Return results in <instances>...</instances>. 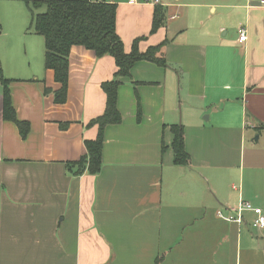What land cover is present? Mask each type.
I'll list each match as a JSON object with an SVG mask.
<instances>
[{
    "label": "crops",
    "instance_id": "1",
    "mask_svg": "<svg viewBox=\"0 0 264 264\" xmlns=\"http://www.w3.org/2000/svg\"><path fill=\"white\" fill-rule=\"evenodd\" d=\"M107 1L125 52L166 42L168 66L139 61L120 79L122 121L104 130L101 171L74 176L67 165L98 136L89 123L105 112L115 58L74 46L60 105L44 39L24 23L8 34L18 41L0 62V264H264L253 216L217 217L241 200L264 211V0H159L166 21L154 34L158 6ZM1 76L31 126L25 139L4 119ZM180 108L186 166L172 147Z\"/></svg>",
    "mask_w": 264,
    "mask_h": 264
},
{
    "label": "trees",
    "instance_id": "2",
    "mask_svg": "<svg viewBox=\"0 0 264 264\" xmlns=\"http://www.w3.org/2000/svg\"><path fill=\"white\" fill-rule=\"evenodd\" d=\"M29 8L32 16V29L41 36L45 43V68L54 72V78L60 89L55 93L56 104H65L69 88V58L74 46H81L95 52L98 58L112 56L115 58L118 72L113 80L102 84V90L107 96L106 109L102 116L91 121L89 126L97 125L98 136L93 141H86L87 153L79 161L68 163L67 167L74 176L85 173L97 175L101 171L104 130L109 125L120 124L122 119L117 108V93L121 78H129L131 69L139 61H151L161 67H166L164 56L166 42L149 48L145 53L139 51L137 39L131 53L125 52L122 39L117 34V4L109 1L94 0H20ZM46 6L42 13L37 11ZM166 21L163 8L157 7L151 34L156 33ZM1 28V27H0ZM1 31V30H0ZM4 87V119L13 122L19 129L23 139L27 138L31 126L27 121H21L13 107L9 85L10 80L1 76ZM50 93L49 89L45 94ZM175 136L172 147L174 162L177 165H187L190 156L185 150L184 130L182 126H173ZM160 258L156 264H160Z\"/></svg>",
    "mask_w": 264,
    "mask_h": 264
},
{
    "label": "rangeland",
    "instance_id": "3",
    "mask_svg": "<svg viewBox=\"0 0 264 264\" xmlns=\"http://www.w3.org/2000/svg\"><path fill=\"white\" fill-rule=\"evenodd\" d=\"M46 8V6H42L37 11V13L45 12L47 10ZM23 23L24 28H26V32L28 34H33L34 31L32 29V16L26 4L20 0H0V62L9 63V55H11V53H5L4 49H6L10 44L17 42L18 40L16 39V37L12 39V36L9 38L8 34L15 29L17 30V26L22 27ZM20 50L23 54L24 49L21 48ZM13 54L14 58H17L16 52H13ZM179 112V117L181 120V123L179 125L182 126L183 114L181 108Z\"/></svg>",
    "mask_w": 264,
    "mask_h": 264
},
{
    "label": "built area",
    "instance_id": "4",
    "mask_svg": "<svg viewBox=\"0 0 264 264\" xmlns=\"http://www.w3.org/2000/svg\"><path fill=\"white\" fill-rule=\"evenodd\" d=\"M96 1V0H94ZM103 1V0H97ZM107 1V0H104ZM141 0H129L130 3H137ZM146 2H151L158 6L161 4L159 0H146ZM264 6V1L261 2ZM175 18V17H173ZM239 42L244 43L247 40V31L244 27H240L239 30ZM247 215H252L251 227L255 231L264 232V211L254 206L251 202L241 200L236 206H232L227 209V212L223 210L217 211V217L229 223H235L238 225H244L247 223Z\"/></svg>",
    "mask_w": 264,
    "mask_h": 264
}]
</instances>
